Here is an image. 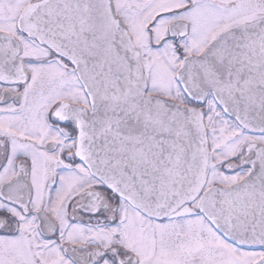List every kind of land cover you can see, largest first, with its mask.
Segmentation results:
<instances>
[{
    "label": "snow or ice",
    "instance_id": "snow-or-ice-1",
    "mask_svg": "<svg viewBox=\"0 0 264 264\" xmlns=\"http://www.w3.org/2000/svg\"><path fill=\"white\" fill-rule=\"evenodd\" d=\"M0 264H264V0H0Z\"/></svg>",
    "mask_w": 264,
    "mask_h": 264
}]
</instances>
